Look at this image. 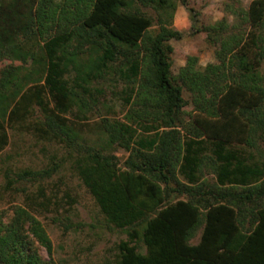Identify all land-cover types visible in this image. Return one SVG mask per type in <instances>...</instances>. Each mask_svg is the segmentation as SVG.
<instances>
[{
    "label": "trees",
    "instance_id": "trees-1",
    "mask_svg": "<svg viewBox=\"0 0 264 264\" xmlns=\"http://www.w3.org/2000/svg\"><path fill=\"white\" fill-rule=\"evenodd\" d=\"M5 1L0 0V52L27 30L34 43L20 49L24 61L32 59L31 69H11L0 82V155L10 130L73 151L74 172L109 223L125 229L146 222V253L124 242L118 264H264V163L246 147L254 132L261 131L264 141V88L256 72L264 56V0L250 3L245 38L221 41L219 65L198 69V59L189 57L177 78L169 45L183 37L173 27L175 0ZM134 2L160 12L158 31L152 17L123 11ZM227 61L237 64L239 75L230 73ZM110 76V85L100 86ZM184 88L197 107L189 135L178 130ZM110 97L125 110L122 119ZM99 108L105 118L85 131L76 120ZM37 111L42 119L35 118ZM84 131L100 144H88ZM115 146L130 155L125 169L110 153ZM205 168L212 169L215 185L204 179ZM56 171L46 169L43 179ZM4 177L8 190L37 181V174L24 169L6 170ZM172 182L189 200L166 204ZM60 194L56 185H40L8 224L0 214V264H54L30 247L35 240L52 254L37 214L69 213L77 199L69 189ZM204 202L205 225L199 242L191 244Z\"/></svg>",
    "mask_w": 264,
    "mask_h": 264
},
{
    "label": "rangeland",
    "instance_id": "rangeland-1",
    "mask_svg": "<svg viewBox=\"0 0 264 264\" xmlns=\"http://www.w3.org/2000/svg\"><path fill=\"white\" fill-rule=\"evenodd\" d=\"M12 1L6 0L5 2L9 4ZM175 1L178 4V9L174 16L173 27L183 35L182 39L171 40L169 43L172 49L170 54L172 74L176 78L186 68L189 57L198 59V69H204L208 65H219L220 59L217 57V52L221 49V41L229 38L230 35L245 38L250 29L248 10L252 0H186V3L182 0ZM123 11L139 12L152 17L155 24L154 29L158 31L160 12L154 6L134 2ZM223 21L227 24V30L220 31V23ZM213 27L216 30H211ZM259 35L264 42V24L259 30ZM32 37L33 32L27 30L17 44L4 52H0V82L3 73L11 69L18 67L31 69L32 59L24 61L21 58L20 49L23 47L30 49L34 43V40H31ZM35 49L39 51L38 46ZM227 63L230 73L239 75L237 64L229 61ZM256 72L261 79L260 85L264 88V56L261 67ZM111 81L112 76L100 81V86L107 87ZM117 89L120 91L122 87L119 86ZM183 96L186 105L181 113V123L178 130H180L181 135H189L194 131L193 116L197 107L193 101L195 96L187 88H184ZM109 101L116 104L115 115L122 119L125 110L120 106V102L116 99ZM105 115L106 111L99 108L94 110L87 120L82 122L76 120V122L81 123L80 125L85 127V131H88L91 126L105 118ZM38 117L41 118L39 111L36 112L35 118ZM85 131L84 134L86 135L87 132ZM9 135V145L0 155V214L4 224H8L14 217L17 207L27 205V195L34 193L40 185H49V187L56 185L61 196L65 189H69L77 199L69 213L62 211L59 214L54 212L37 214L51 239L52 254H48L35 240L30 247L31 252L39 256L43 262L54 264H118L121 256L119 247L124 242L132 247H137L139 253H146V246L142 237L146 222L125 229L117 228L109 223L95 199L75 174L76 154L73 151L69 152L58 142L39 141L26 133L10 130ZM85 138L90 145L100 144L96 136L87 134ZM250 144L246 146L247 150L257 160L264 163V141L261 131L253 133ZM110 153L117 158L118 167L125 169L130 156L129 153L119 146L112 147ZM55 166L57 171L53 177L49 180L43 179L42 173L46 169H53ZM23 169L31 170L37 174V181L32 184L18 183L14 185L13 189L8 190L4 172L12 170L16 173ZM203 176L210 186L215 185L216 179L211 168H205ZM180 181L184 182L182 178ZM174 189H179L175 182L166 188L168 193L166 204L175 203L179 200H189L186 194L181 195ZM203 199L207 201L208 197L205 196ZM211 201L215 203V201ZM205 211L204 202L201 206V224L193 234L190 240L191 244H197L200 240L205 225ZM134 230L140 233V237L137 239L130 237Z\"/></svg>",
    "mask_w": 264,
    "mask_h": 264
}]
</instances>
